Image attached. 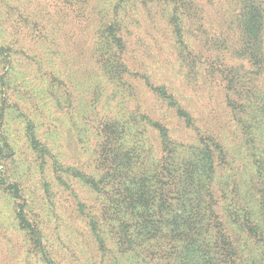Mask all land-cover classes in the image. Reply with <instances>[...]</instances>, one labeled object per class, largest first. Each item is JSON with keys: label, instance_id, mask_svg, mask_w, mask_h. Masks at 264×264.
Segmentation results:
<instances>
[{"label": "rangeland", "instance_id": "rangeland-1", "mask_svg": "<svg viewBox=\"0 0 264 264\" xmlns=\"http://www.w3.org/2000/svg\"><path fill=\"white\" fill-rule=\"evenodd\" d=\"M234 1L0 0V179L22 195L14 199L0 186V264H144L112 244L102 249L91 234L103 202L87 189V170L106 124L153 104L143 83L130 89L120 77L115 28L127 40L124 65L170 88L200 119L197 127L223 132L238 153L240 137L232 136L229 118L212 120L221 109L213 89L205 90L219 92L206 69L254 70L239 58L223 61L216 49L223 20H234ZM180 40L189 60L180 56ZM167 126L180 136V124ZM20 205L40 243L18 224Z\"/></svg>", "mask_w": 264, "mask_h": 264}, {"label": "trees", "instance_id": "trees-1", "mask_svg": "<svg viewBox=\"0 0 264 264\" xmlns=\"http://www.w3.org/2000/svg\"><path fill=\"white\" fill-rule=\"evenodd\" d=\"M235 2L234 20L231 14L223 20L216 49L223 61L227 55L239 58L254 70L206 69L219 92L208 84L205 90L213 89L210 97L221 109L212 120L229 118L232 136L240 137L238 153L223 132L197 127L200 119L170 88L155 86L124 65L127 40L115 28L120 77L130 89L131 82L143 83L153 104L107 123L87 170V189L103 202L101 221H90L102 249L112 244L144 264H264V0ZM177 42L181 58L189 60L190 53H182L191 52L188 45ZM167 112L170 118L161 121ZM167 123L180 124L179 137ZM0 186L21 200L18 185L0 179ZM17 221L40 243L24 205L18 206Z\"/></svg>", "mask_w": 264, "mask_h": 264}]
</instances>
